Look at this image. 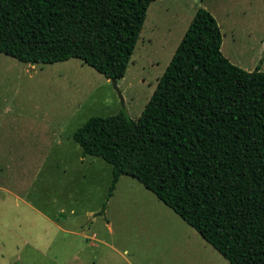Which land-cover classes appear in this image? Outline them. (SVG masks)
I'll return each mask as SVG.
<instances>
[{
	"label": "rangeland",
	"instance_id": "1",
	"mask_svg": "<svg viewBox=\"0 0 264 264\" xmlns=\"http://www.w3.org/2000/svg\"><path fill=\"white\" fill-rule=\"evenodd\" d=\"M200 8L224 56L264 72V0H154L119 91L77 58L0 54V264H230L137 179L109 198L112 165L73 139L93 116H141Z\"/></svg>",
	"mask_w": 264,
	"mask_h": 264
},
{
	"label": "trees",
	"instance_id": "2",
	"mask_svg": "<svg viewBox=\"0 0 264 264\" xmlns=\"http://www.w3.org/2000/svg\"><path fill=\"white\" fill-rule=\"evenodd\" d=\"M152 2L0 0V54L77 58L120 80ZM222 43L200 8L141 116H93L73 139L112 165L109 198L133 177L230 264H264V72L231 63Z\"/></svg>",
	"mask_w": 264,
	"mask_h": 264
},
{
	"label": "water",
	"instance_id": "3",
	"mask_svg": "<svg viewBox=\"0 0 264 264\" xmlns=\"http://www.w3.org/2000/svg\"><path fill=\"white\" fill-rule=\"evenodd\" d=\"M117 79H111V82L113 83V85H114V87H115V89L117 90V91H119L118 90V87H117ZM120 93V92H119ZM120 95H121V93H120Z\"/></svg>",
	"mask_w": 264,
	"mask_h": 264
}]
</instances>
